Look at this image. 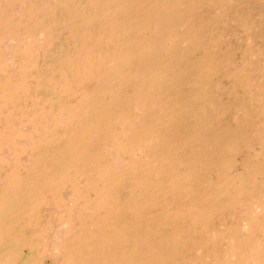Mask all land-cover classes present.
<instances>
[{"label": "bare ground", "instance_id": "6f19581e", "mask_svg": "<svg viewBox=\"0 0 264 264\" xmlns=\"http://www.w3.org/2000/svg\"><path fill=\"white\" fill-rule=\"evenodd\" d=\"M0 264H264V0H0Z\"/></svg>", "mask_w": 264, "mask_h": 264}, {"label": "rangeland", "instance_id": "374dc122", "mask_svg": "<svg viewBox=\"0 0 264 264\" xmlns=\"http://www.w3.org/2000/svg\"><path fill=\"white\" fill-rule=\"evenodd\" d=\"M235 40V39H234ZM240 89L239 88H237V91H239Z\"/></svg>", "mask_w": 264, "mask_h": 264}]
</instances>
